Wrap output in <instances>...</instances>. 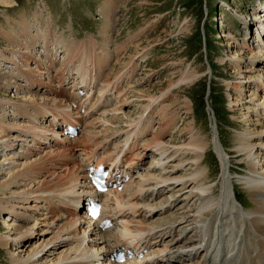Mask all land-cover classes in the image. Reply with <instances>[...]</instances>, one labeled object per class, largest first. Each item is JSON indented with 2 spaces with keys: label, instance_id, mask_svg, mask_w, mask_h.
<instances>
[{
  "label": "bare ground",
  "instance_id": "6f19581e",
  "mask_svg": "<svg viewBox=\"0 0 264 264\" xmlns=\"http://www.w3.org/2000/svg\"><path fill=\"white\" fill-rule=\"evenodd\" d=\"M14 6V0H0L2 12ZM260 13L256 19L261 24L257 37L261 49L257 51L245 45L252 52L249 60L244 61L247 58L243 53L220 60L222 65H234L232 73L237 79L236 82H228L227 88L239 91L240 96L230 97L229 107L240 111L241 120H238L244 128L234 134L236 144L228 150L221 141L218 124L212 126V146L221 167L218 182L206 183L210 180L209 172L202 165L209 146L192 130L185 142H166L171 128L167 130L162 123L155 137L147 140L151 130L144 128L145 112L144 117L130 124L129 130L121 136V129L117 128L125 122V109L132 104L130 99H124L122 91L126 78L120 74L113 81L108 77L104 80L103 72L95 71L89 82L85 67L79 63L78 66L72 64L79 59L77 53L71 56L72 59L70 55L63 59L77 67L80 83L69 87L70 81L61 76L59 87L70 92L73 102H80V110L73 111L68 107L52 110L49 108L53 106L46 98L30 96V92L36 89V96L49 97L55 93L51 82L40 79L33 71L18 72L27 84L25 88L18 83L15 86L16 82L0 84V94L4 96L9 92L14 97L15 92L24 94L16 97L18 101L9 100L8 104L12 106L49 107L37 115L25 110L22 118L32 119V130L21 120L12 124L0 122V131L5 135L0 136V148L4 149L1 152H7L0 158V204L3 205L0 213L5 214V220L0 221L4 230V234L0 233V249H9L10 264H113L111 258L120 249L135 262L143 255H150L134 264H264V78L255 75L264 73V67H261L264 66V15ZM242 21L249 32L253 20L248 22L247 17ZM18 34L21 38L28 36L25 30ZM8 37L12 39L9 33ZM32 38L34 36L30 35L24 41L34 42ZM227 45L233 47L230 43ZM46 53L49 60L46 68L33 54L29 60H36L38 71L47 69L53 72L58 64L56 59H52L50 47ZM1 56L10 61L9 57ZM83 63L90 64L95 70L101 68L95 62ZM250 64L258 66L256 71ZM191 81L182 79L169 86L159 99L153 98V103L163 101L177 86ZM79 84L81 87L77 88ZM46 88L48 90L42 94ZM81 90L86 91L83 97L79 93ZM243 91L249 93L246 94L248 99L243 98ZM260 91L263 100L258 102ZM82 109H86L85 114L81 113ZM155 111L153 108L148 114L153 115ZM161 112L164 119L168 117V109ZM46 121L50 127L44 126ZM69 125H81V136L75 139L65 136ZM109 133L118 134L117 141L110 142ZM111 144H114L113 150ZM20 145L23 151L17 152L15 147ZM231 152L238 161L240 159V163H246L248 174L233 177L231 165L234 155ZM62 154L67 155L63 161L73 160L72 167L64 162L58 163ZM94 163L96 167L105 165L110 169L112 184L125 182L122 191L113 189L112 193L100 195L104 214L113 220L116 230L103 231L99 222L93 225L83 216L84 210L77 206L85 197L89 200L96 198L90 192L92 188L88 181L89 170ZM128 176H131L129 182L126 181ZM235 181L246 190L253 204L251 209L247 210L239 202ZM195 203L199 204L194 207ZM6 204L16 210L18 222H27L23 218L26 215L20 210L31 212L33 225L26 226L25 232H19V223L6 227L5 217L11 213L9 207L6 210ZM157 215L162 217L153 221ZM185 233L193 236L187 240Z\"/></svg>",
  "mask_w": 264,
  "mask_h": 264
},
{
  "label": "rangeland",
  "instance_id": "374dc122",
  "mask_svg": "<svg viewBox=\"0 0 264 264\" xmlns=\"http://www.w3.org/2000/svg\"><path fill=\"white\" fill-rule=\"evenodd\" d=\"M14 1L15 6L13 9L3 12L2 9H0V84L16 82L15 86L18 83L25 88V84L22 83L24 81H22L23 79L20 78L18 74L17 78L19 77L18 79L22 82L11 78V73L14 67L10 63L3 62L2 60L4 59H2L1 55L9 57L10 61L13 62V65L15 64L18 66H15V69L19 73L33 71V73L36 72L38 76L41 72L45 73L42 70L41 72H38L36 69V66H38L36 60L39 61V63L41 62L38 60L39 58L32 61L29 60V57L32 59L33 57L38 56L36 52L37 43L40 46H45L46 44L47 47H50L52 42L50 44L49 39H57L61 41L58 43L56 40L53 45L56 46L57 44H60L59 47L62 45V48L66 51L65 57H69V55L70 57H74L73 55L75 53L78 54L79 52H82L81 55H77V59L79 58V64H82L84 67L85 63L83 62H95L98 67H101L95 71L99 70L100 72L102 69L103 58L110 61L113 60V58L115 59L120 53L116 48V50L110 49V52H108V46H110L111 43L114 46H119L122 54L117 57L111 66L110 74L112 77H108L103 73V79L106 80V77H108L113 81L121 74L126 78L125 82H128L131 78L133 80L135 77L133 76L134 72L132 75L125 73L115 75V73L127 71L130 66L134 65L138 67V71L135 80L132 83L127 84L126 88L124 87L126 92V94L124 93V99H130L132 104L130 103L131 105L125 109L126 120L124 123H120L117 129L120 130L119 128L122 127V130H126L130 124H133V122L137 123L145 112L157 108L156 114L152 118V120L155 121H153L155 125L152 130L153 137H155V134L160 131L162 123L163 125L165 124L164 127L168 128L167 130L171 128L165 138L166 142H185L189 139L188 137L192 131L202 137L204 142L209 146V151L207 152L202 165V167H205L210 173H208V178L210 180H207L206 183L210 184L211 182L214 183V181H219L221 167L219 159L212 146V126H215L214 123L218 124L221 141L228 150L232 149L233 145L236 144V136L234 134L238 131H242L244 128L243 123L239 121L241 120L238 114L240 111H233L229 107V100L238 97V95L240 96L239 91L235 92L228 90L227 88L228 82L237 79L236 74L232 73V71H234V65L231 63L222 65L220 60H223L224 57L227 58L228 56H234L237 53H243V56L247 58L244 59V61H247L249 60L248 58L252 56L251 50L246 48L247 45L252 46L257 51L261 49L258 43L259 39H257L258 28H261V24L259 25L256 21L258 20L256 17H260L258 14L261 11L260 4L264 3V0ZM102 10L103 12H101ZM107 11H110L109 15H106ZM260 14H262V12ZM48 16L52 17V21H50V18L47 20ZM43 17H46V19ZM247 17L249 20L248 22L253 20L251 22V27H249V32L246 31L242 21L243 18ZM23 30L26 31L28 36H34V38H32L34 42L26 43L24 39L28 36L21 38L18 33ZM7 33L11 35L10 38L12 39H9V37L7 38ZM91 36L95 37L98 42L94 38L87 39V37ZM72 37L75 39H72ZM66 38L69 41L72 39V41L69 43ZM85 39H87V41H82ZM77 40H81V42ZM255 40L258 42L256 43ZM42 41H44L45 44L42 43ZM98 43H100V45L106 44L107 46L105 45L104 48H101ZM226 43L232 44L233 47ZM84 45L93 47L94 52L91 54H85ZM26 46L29 47L27 48ZM33 47L35 49H33ZM76 47L79 48L77 49ZM18 52H21L20 56L17 55ZM106 53H109V56ZM16 55L19 57L18 60L21 62L22 67L14 60ZM31 55L33 57H31ZM72 57L70 59H72ZM45 58V63H41L43 67L46 68V63L48 61L49 64V60L47 59L48 57ZM144 59L145 61L142 62ZM25 60H27V62ZM78 61L72 64H76ZM24 63L26 64L24 65ZM66 64L69 65V63ZM76 66H78V64ZM250 66L251 68L253 67L251 64ZM254 67V70L256 71V67L258 68V66ZM210 69L212 74L210 73ZM262 70H264V68H262ZM53 72H58L57 74H54V76L58 75L59 78L62 76L59 74L58 69ZM113 75L115 76L113 77ZM255 75H258L261 78L263 76L264 78V73L262 72L255 73ZM182 79L192 81L187 85L183 83L182 85L177 86L170 93L169 97L163 101L158 100V103H153L154 99H159L162 94L168 91L169 86L178 83ZM245 85L248 86L249 84L245 83ZM247 89L250 91L249 88ZM47 90L48 89L46 88L42 94L46 93ZM34 91L35 90L30 94L26 93L30 96L33 95L36 97L34 94H36L37 89L35 92ZM260 92L261 93L258 92V102L263 100L264 94L262 91ZM9 93L10 94L7 96L0 94V99L7 100V102L4 101L6 104L0 100L2 102H0V122L2 121L3 123L4 121L5 123L12 124L17 120L13 114L15 112L20 113L21 110H23L22 114L28 109L31 113L33 112L32 114H38L37 112L41 110V106L36 108H22L16 105L12 106L10 103L8 104L9 100L14 99L18 101L19 99L16 97L24 95L23 93H19L20 95L17 93V95L15 92L13 95L16 97H14L11 96L12 92ZM242 94L243 98L245 97L244 99H248L246 94L249 93L243 91ZM41 97L45 98L44 95H39L36 98L40 99ZM230 97L233 98L230 99ZM46 100L49 102L50 106L67 105L64 96H57L55 99L53 98L51 100L46 98ZM95 104L96 103H94V105ZM187 105L190 106L189 109L187 108ZM35 110L37 111L35 112ZM161 111H166L168 117L165 116L167 118L164 119L163 116L160 115L162 113ZM18 116L19 118H22L21 114ZM151 116L153 115L145 117L146 119L144 120V128L147 131L151 130L146 128V123L150 121ZM121 117L125 116L121 115ZM165 121H168V123L166 124ZM23 124L29 127L30 123L25 120ZM99 129L101 130L102 128ZM128 130L129 129L126 131ZM90 131L92 132V130ZM120 133L121 136H123L122 134L124 132ZM3 134L4 133H1L0 131V136ZM117 135H115V137H118ZM151 137L152 136H149L148 138ZM124 138L125 137H123V140ZM103 139L104 138L102 137L101 141ZM114 139L113 142L117 141L116 138ZM110 142H112V140ZM46 144H49V142H46ZM113 147L114 144H111V149ZM15 149H18L17 152L21 150L18 146H16ZM1 150H4L3 147L0 148V158L7 153L6 151L5 153L2 151V153ZM63 155L64 154L59 156L58 163L64 162L65 164L67 163L69 167H72L73 160L68 159L63 161L67 157V155ZM231 155H234V161L231 165L233 177L248 174L247 172L249 169L246 163H240V159L239 161L236 159L234 152H231ZM15 170L16 168L13 169V171ZM234 184L236 187L237 198L240 200L239 202H242L241 204L244 205L247 210L251 209L253 204L247 192H245L246 190L244 187L236 181ZM215 192H218L217 188ZM159 201L160 200H157L156 202ZM199 203H195L194 207ZM0 206L2 207L3 205L0 204ZM5 206L6 210L9 207V211L11 212L9 216L7 215V217H5L7 218L6 227H9V225L13 223H19L21 227L19 228V232H25L26 226L33 225L34 220L30 218L31 212L28 214V212L19 209L24 215H26L23 218L27 222L24 221L22 223L18 222V219L15 218L16 210L11 209V206H7V204ZM4 216L5 214L0 213V221L5 220ZM153 221H156V219H153ZM0 233L4 234V230L1 226ZM185 234L187 240L191 239L188 236H193V234ZM10 248L12 249V247ZM8 251L9 249H7V251L5 249H0L1 264H10L8 260Z\"/></svg>",
  "mask_w": 264,
  "mask_h": 264
}]
</instances>
